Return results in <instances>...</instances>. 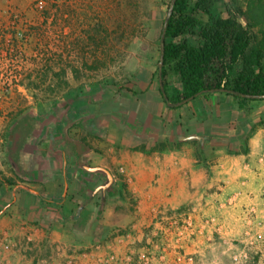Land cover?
<instances>
[{"label":"crops","instance_id":"obj_1","mask_svg":"<svg viewBox=\"0 0 264 264\" xmlns=\"http://www.w3.org/2000/svg\"><path fill=\"white\" fill-rule=\"evenodd\" d=\"M136 82L15 124L8 159L30 188L0 189V264H193L208 236L170 233L164 248L160 232V213L193 205L223 241L264 252V101L216 92L172 108L152 68Z\"/></svg>","mask_w":264,"mask_h":264},{"label":"rangeland","instance_id":"obj_2","mask_svg":"<svg viewBox=\"0 0 264 264\" xmlns=\"http://www.w3.org/2000/svg\"><path fill=\"white\" fill-rule=\"evenodd\" d=\"M247 1L214 0L213 15L245 11ZM170 5V0H0V189L30 188L8 159L9 135L25 113L72 105L89 90H107L120 100L126 91L139 90L136 76L146 68L159 82ZM200 20L206 24L209 18ZM169 83L170 94L180 89L173 74ZM204 211L193 205L160 213L162 247H172L170 233L179 240L186 232L191 240L209 239L206 254L191 255L193 264H264V252L248 240L223 241V225L218 228L216 214ZM175 248L182 249L180 241Z\"/></svg>","mask_w":264,"mask_h":264},{"label":"trees","instance_id":"obj_3","mask_svg":"<svg viewBox=\"0 0 264 264\" xmlns=\"http://www.w3.org/2000/svg\"><path fill=\"white\" fill-rule=\"evenodd\" d=\"M213 4L214 0H177L165 31L163 27V82L173 104L209 90H226L240 104L258 101L242 95H264V0H248L245 11H229L227 18L214 16ZM194 38L196 45L191 43ZM171 74L180 85L173 94L168 90Z\"/></svg>","mask_w":264,"mask_h":264},{"label":"water","instance_id":"obj_4","mask_svg":"<svg viewBox=\"0 0 264 264\" xmlns=\"http://www.w3.org/2000/svg\"><path fill=\"white\" fill-rule=\"evenodd\" d=\"M176 1L177 0H173L172 1V4L168 10V13H167V17L165 19V22H164V31L167 29V26H168V23L172 17V14H173V11H174V7H175V4H176ZM165 38V34L162 35V40H164ZM163 69H164V55L162 54L160 56V61H159V66H158V75H159V87H160V91H161V94L163 96V98L165 99V101L167 102V105L169 107H182L184 105H187L189 104L190 102H192L193 100H195L196 98H198L200 95H203L205 93H209V92H213V93H216V92H221V93H226V90H220V91H205V92H202L200 94H197L193 97H190L186 100H183L181 102H178V103H171L169 101V98H168V95L166 93V90H165V87H164V82H163ZM242 97L246 98V99H250V100H264V95H242ZM68 187V184L66 183V189Z\"/></svg>","mask_w":264,"mask_h":264},{"label":"built area","instance_id":"obj_5","mask_svg":"<svg viewBox=\"0 0 264 264\" xmlns=\"http://www.w3.org/2000/svg\"><path fill=\"white\" fill-rule=\"evenodd\" d=\"M126 181H130V177H126Z\"/></svg>","mask_w":264,"mask_h":264}]
</instances>
